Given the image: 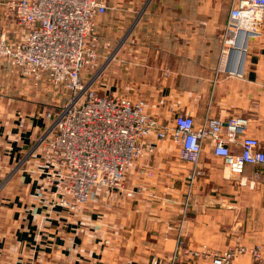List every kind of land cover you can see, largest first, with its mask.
Wrapping results in <instances>:
<instances>
[{
  "label": "crops",
  "instance_id": "1",
  "mask_svg": "<svg viewBox=\"0 0 264 264\" xmlns=\"http://www.w3.org/2000/svg\"><path fill=\"white\" fill-rule=\"evenodd\" d=\"M110 2L98 34L111 40L106 53L123 44L101 84L143 99L160 123L172 112L247 118L245 135L264 148V19L220 63L230 0ZM15 70L0 64V264H211L236 247L259 248L264 263V165L234 176L209 146L191 184L190 165L158 141L145 160L152 176L133 170L123 190H95L78 212L52 208L31 151L50 122L47 100ZM232 264L257 262L245 253Z\"/></svg>",
  "mask_w": 264,
  "mask_h": 264
},
{
  "label": "built area",
  "instance_id": "2",
  "mask_svg": "<svg viewBox=\"0 0 264 264\" xmlns=\"http://www.w3.org/2000/svg\"><path fill=\"white\" fill-rule=\"evenodd\" d=\"M109 9L110 0L0 2V64L16 69L23 85L47 100L42 116L50 122L31 151L39 160L40 189L51 198L50 206L78 212L95 190H123L133 170L152 176L145 160L158 141L169 142L179 160L190 165L189 184L200 173L206 146L234 176L246 165H264V148L245 135L247 118L205 116L196 122L172 112L170 121L160 123L143 99L101 84L123 44L106 53L111 40L98 34ZM263 19L264 0H230L220 36V63L229 54L232 38L244 34L246 41L260 35ZM245 253L264 264L259 248L244 247L213 254L211 264H232Z\"/></svg>",
  "mask_w": 264,
  "mask_h": 264
},
{
  "label": "bare ground",
  "instance_id": "3",
  "mask_svg": "<svg viewBox=\"0 0 264 264\" xmlns=\"http://www.w3.org/2000/svg\"><path fill=\"white\" fill-rule=\"evenodd\" d=\"M237 38H239V37H241V44H240V46H239V51L241 52L242 50H243V39L245 38V35L244 34H239V35H237L236 36ZM235 37V39H231V42H230V44H231V47H230V49H233L234 48V46H235V44L237 43V38ZM237 45V44H236ZM240 57V56H239ZM240 60V59H239Z\"/></svg>",
  "mask_w": 264,
  "mask_h": 264
},
{
  "label": "rangeland",
  "instance_id": "4",
  "mask_svg": "<svg viewBox=\"0 0 264 264\" xmlns=\"http://www.w3.org/2000/svg\"><path fill=\"white\" fill-rule=\"evenodd\" d=\"M105 35H107V34H104L103 36H105ZM107 36L111 37L110 35H107ZM116 40H119V38H116ZM15 72H16L17 76H19L16 70H15ZM4 78H5V79H4ZM4 78H3V77H0V82H1L2 80L7 81V78H6V77H4ZM8 81H9V84L12 85V81H13V79L8 80ZM49 104H51V102H49ZM46 106H48V104H47Z\"/></svg>",
  "mask_w": 264,
  "mask_h": 264
},
{
  "label": "water",
  "instance_id": "5",
  "mask_svg": "<svg viewBox=\"0 0 264 264\" xmlns=\"http://www.w3.org/2000/svg\"><path fill=\"white\" fill-rule=\"evenodd\" d=\"M231 52V49L229 50V53ZM243 58H244V52H243V57H242V62H243ZM229 61H230V59H229ZM229 61H228V64H229ZM231 67L232 66H229L227 69H229L231 72H233L232 70H231ZM239 72H240V70H239Z\"/></svg>",
  "mask_w": 264,
  "mask_h": 264
}]
</instances>
